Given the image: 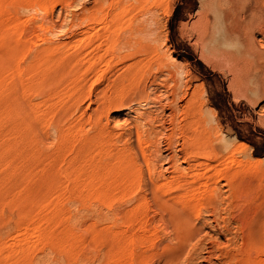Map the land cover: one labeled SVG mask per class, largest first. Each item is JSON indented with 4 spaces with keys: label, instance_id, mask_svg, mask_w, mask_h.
Listing matches in <instances>:
<instances>
[{
    "label": "rangeland",
    "instance_id": "rangeland-1",
    "mask_svg": "<svg viewBox=\"0 0 264 264\" xmlns=\"http://www.w3.org/2000/svg\"><path fill=\"white\" fill-rule=\"evenodd\" d=\"M97 1L0 8V264H264V0H162L133 13L147 28L130 45L124 23L80 43L106 20L72 30V16ZM48 42L57 52L37 59ZM92 125L137 180L179 181L188 195L163 204L184 223L151 197L122 203L115 180L71 196L66 160Z\"/></svg>",
    "mask_w": 264,
    "mask_h": 264
},
{
    "label": "bare ground",
    "instance_id": "bare-ground-1",
    "mask_svg": "<svg viewBox=\"0 0 264 264\" xmlns=\"http://www.w3.org/2000/svg\"><path fill=\"white\" fill-rule=\"evenodd\" d=\"M23 2H21V4L23 5L22 8L26 11V9H33L34 7H38L37 5H40V3L44 4L49 0H22ZM58 1V0H57ZM62 2V4H64L63 6H67V5H72L74 3V1L76 0H60ZM97 1V0H95ZM56 2V1H55ZM105 2L107 4H105ZM6 3V0H0V8H2L4 6V4ZM81 3V2H80ZM83 3V2H82ZM59 4V3H58ZM84 5V4H83ZM155 7V10H159L162 9V0H103V1H97L96 5L92 8L87 9V11H83V15L81 17L78 16V13H74L71 19V29L73 30V28H75L78 25H81L82 22L86 21V19L88 20H96L99 19L100 22H105V26L103 27V32L100 30H98L97 33H91V35L88 38H84L81 39L79 42H85L87 40H91L94 38H100L101 36H103L104 33H106V35L108 36V39L111 40L114 35L116 34L117 31V26L121 25L122 23L126 24V26L128 27V33L129 35L127 36V38L124 40L125 44L130 45L131 41H132V35L134 34V31H142L145 30L147 27L145 25V23L143 24H139L134 26V19L132 18V20L134 21L132 23L131 20V16L133 15L134 12H140V11H149L151 10L153 7ZM41 7V6H40ZM34 8V9H35ZM54 8V7H53ZM66 8V7H65ZM81 8V6H80ZM22 9V10H23ZM154 9V8H153ZM23 10V11H24ZM45 10V9H44ZM82 12V11H81ZM147 13V12H146ZM18 14V13H17ZM47 14V13H46ZM136 15V14H135ZM19 17V15H17ZM21 16V15H20ZM33 17V15H31ZM30 16V17H31ZM238 15L235 13L232 16V19L234 20V22H238L239 19L237 17ZM31 19H36V18H32ZM52 15H50L49 13L44 17V19H48L51 20ZM35 20V21H36ZM131 20V21H130ZM32 21V20H31ZM34 21V20H33ZM32 21V22H33ZM80 21V22H77ZM129 21V23H127ZM47 22V21H46ZM35 23V22H34ZM85 23V22H84ZM83 23V24H84ZM86 24V23H85ZM56 26V25H55ZM84 26V25H83ZM54 27V26H53ZM136 27V29H135ZM37 28V27H36ZM39 28V27H38ZM51 28V27H50ZM55 28V27H54ZM53 28V29H54ZM70 29V30H71ZM125 29V28H124ZM50 30V29H49ZM75 30V29H74ZM45 31V29H44ZM56 31V29H55ZM54 32V30H53ZM72 33V32H71ZM126 34V33H124ZM75 35V34H74ZM125 36V35H124ZM122 39V38H121ZM124 39V38H123ZM122 41V40H121ZM123 41V42H124ZM133 42V41H132ZM121 44V43H120ZM124 44V45H125ZM47 45V44H45ZM43 46L40 48H36V57L37 59H39L40 57H49L52 56L55 52H57V47H53L50 45V43L48 42L47 46ZM118 45V44H117ZM125 45V46H126ZM135 45V44H134ZM119 46V45H118ZM123 46V45H121ZM132 46V45H131ZM136 46V45H135ZM139 46V45H138ZM65 48V47H64ZM71 48V47H70ZM134 48V47H133ZM132 49V47H131ZM56 50V51H55ZM59 50V49H58ZM117 51V50H115ZM131 51V50H130ZM140 51V50H139ZM114 52V51H113ZM132 52V51H131ZM136 52V51H135ZM72 53V52H71ZM78 55L80 52H77ZM68 55V53H65V55ZM121 54V53H120ZM132 55L133 53H129V55ZM116 55V54H115ZM128 55V54H127ZM64 56V54H63ZM71 56V55H70ZM134 56V54L132 55ZM62 59V58H61ZM114 60V59H113ZM61 61V60H60ZM82 60L77 61L78 63H80ZM139 61V60H138ZM75 63V65H77L78 63ZM82 63L84 65H86L85 62L82 61ZM139 63V62H138ZM36 65V64H35ZM133 65V64H132ZM136 65V63L134 64V66ZM59 66V65H58ZM72 67V65H70ZM67 66V67H70ZM134 66L130 65L128 66V68H132ZM63 67V66H62ZM80 68V67H78ZM63 71V68H62ZM59 73L61 71H58ZM34 75L37 74V72H32ZM68 73V72H67ZM32 74V75H33ZM55 76V75H54ZM175 87V86H174ZM175 90H173V95ZM172 94V93H171ZM177 94V93H176ZM175 96V95H174ZM176 97V96H175ZM173 98V97H172ZM176 99V98H175ZM173 101L175 102V100L173 99ZM123 102H125V100L122 99H117L115 98H110L107 101L104 102V108H110L112 106H116L122 104ZM103 105V104H102ZM66 112V111H65ZM175 113V112H174ZM173 114V113H172ZM62 115V114H61ZM60 115V116H61ZM64 115V113H63ZM175 115V114H174ZM58 116V115H57ZM176 118V117H175ZM55 121V120H54ZM59 121L57 120V124L59 127ZM177 121V120H176ZM54 122V123H56ZM97 123V121H96ZM61 124V123H60ZM85 122L82 124V126H84ZM95 124V122L93 123ZM96 125V124H95ZM98 125V124H97ZM57 126V128H58ZM81 126V127H82ZM139 126V125H138ZM174 126V125H173ZM56 127V126H55ZM143 127V126H142ZM178 127V126H177ZM173 128V127H172ZM180 130V129H179ZM59 131V130H58ZM61 131V130H60ZM140 131V130H139ZM177 133V131L174 130V133ZM179 132V131H178ZM61 134V132H60ZM173 135V134H172ZM62 136V134H61ZM132 136V135H131ZM164 137V136H163ZM121 138H117V140ZM168 139V138H167ZM83 141V143H82ZM81 141L80 145H74L75 147L73 149H71V152L69 154V159L66 160L67 161V165H68V169L70 170V173L73 174V176H75L76 181L78 182V184L82 185L81 188L82 189H78V188H73L70 192L72 197H84L85 193L89 192L90 190L86 187V184H89V182L92 181H96L98 183L101 182V184H105L107 182H111L112 180H115L116 182H118V184L116 186H114V188L117 191V194L119 195V200H122V203H125L124 201H141V200H147L148 198H152L155 201H159L160 203H158L159 205L161 204V212H166L169 213L170 216L177 217L178 215H180L182 212L180 211L179 214V209L176 208V206H166L168 208H166L164 206L165 203H170L174 200H179L184 198V196L188 195L187 193H183L182 190H179L182 186L179 183V181L176 178H171L170 180L166 181L165 183L160 182L159 180H156L154 178L151 177L152 179V184H146L143 179L141 180H137L133 171V165H131L130 161L127 159L126 155L124 154V152L119 148V146L115 143L117 141H113L112 137L107 133L104 132L101 129H96L94 128V125L91 126V130L89 131H85L84 132V140ZM172 143V142H171ZM129 146V144H128ZM195 146V145H194ZM193 146V147H194ZM73 147V146H72ZM128 148V147H127ZM126 148V151L128 150ZM131 148H129L130 150ZM171 149V148H170ZM173 149V148H172ZM132 157V156H131ZM130 157V158H131ZM135 157V156H134ZM175 158V157H173ZM176 159V158H175ZM173 159V160H175ZM137 160V159H136ZM177 162V161H175ZM137 163V162H136ZM173 163V162H172ZM140 167V166H139ZM173 167V166H172ZM176 169V168H175ZM185 169V168H184ZM150 170V169H149ZM153 170V169H152ZM180 170V167L179 169ZM176 169V171H178ZM151 172V171H150ZM143 174V173H142ZM186 174H188V172H186ZM145 176V175H144ZM189 176V175H188ZM184 180V179H183ZM151 181V180H150ZM145 183V184H144ZM149 183V182H148ZM233 183V182H232ZM235 185V184H234ZM73 187V186H72ZM106 187V186H105ZM194 187L193 185H189V191L192 192L194 191ZM212 187V186H211ZM218 187V186H217ZM102 188V187H101ZM107 189V187H106ZM212 189V188H211ZM102 191V190H101ZM149 191V192H148ZM214 191V190H213ZM216 191V190H215ZM218 191V190H217ZM102 193V192H99ZM218 193V192H217ZM216 193V194H217ZM192 194V193H191ZM215 196V193L213 194ZM218 195V194H217ZM220 195V194H219ZM151 199V200H152ZM220 198H218L219 200ZM216 200V199H215ZM239 200V199H238ZM154 201V202H155ZM222 201V200H221ZM120 202V204H121ZM213 202V201H212ZM217 202V201H216ZM133 203V202H132ZM150 203V202H149ZM164 203V204H163ZM119 204V207H120ZM208 204V203H207ZM205 204V205H207ZM214 204V203H213ZM217 204V203H216ZM167 205V204H166ZM173 205V204H172ZM122 206V205H121ZM136 207V206H135ZM113 208V207H112ZM111 208V209H112ZM125 208V207H124ZM123 209V208H122ZM217 209V208H215ZM160 211V210H159ZM183 211V210H182ZM114 214V213H113ZM156 214V213H155ZM165 213H162V215H164ZM165 214V215H166ZM98 215V214H97ZM112 215V213H111ZM183 215V213H182ZM182 215H181V220H182ZM117 217H113V219H118L121 220L122 223H124V225H131L133 219L136 216V212L135 210L132 209H124L123 211H119L116 214ZM186 216V215H185ZM165 217V216H164ZM167 217V218H168ZM189 217V216H188ZM105 217H103L104 219ZM111 218V217H110ZM171 218V219H172ZM179 217H177L178 219ZM105 219H108V215ZM140 219V218H139ZM163 219V218H162ZM176 218H174L173 220H175ZM179 219V220H180ZM184 219V218H183ZM165 220H167L165 218ZM170 220V218L168 219ZM167 220V222H168ZM179 220H175V221H179ZM186 220V219H184ZM183 220V221H184ZM189 220V218L187 219ZM109 221V219H108ZM115 221V220H114ZM182 221V222H183ZM190 221V220H189ZM113 222V221H111ZM119 222V221H118ZM163 222V220H162ZM182 222L179 221V225L182 224ZM187 222V221H186ZM185 222V225H186ZM114 223V222H113ZM117 223V222H115ZM121 222H119L120 224ZM178 222H176L177 225ZM184 223V222H183ZM169 224H173V223H169ZM191 225L193 223H190ZM114 225V224H113ZM167 225V224H166ZM165 225V226H166ZM184 225V224H183ZM189 225V224H187ZM176 227V226H175ZM178 227V225H177ZM186 227V226H185ZM123 228V227H122ZM153 228V227H152ZM169 228V227H168ZM116 229V228H115ZM179 229V228H178ZM184 229V228H183ZM175 230V229H174ZM182 230V229H181ZM185 230V229H184ZM194 231V230H193ZM177 232V231H176ZM196 232V231H195ZM194 232V233H195ZM182 233V232H180ZM175 234V233H174ZM179 234V233H177ZM180 236V235H179ZM178 236V237H179ZM127 237V235L125 233H121L120 234V242L124 243L123 241L125 240V238ZM182 238V237H181ZM186 238V237H185ZM118 240V238H117ZM179 240V239H178ZM187 240V239H185ZM118 242V241H117ZM127 242V241H126ZM191 243V242H190ZM249 244V243H248ZM251 244V243H250ZM120 245V243H118V246ZM123 247L124 245H120V247ZM124 248V247H123ZM121 249V248H120ZM247 259V258H246ZM171 262V261H170Z\"/></svg>",
    "mask_w": 264,
    "mask_h": 264
}]
</instances>
